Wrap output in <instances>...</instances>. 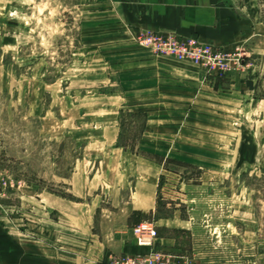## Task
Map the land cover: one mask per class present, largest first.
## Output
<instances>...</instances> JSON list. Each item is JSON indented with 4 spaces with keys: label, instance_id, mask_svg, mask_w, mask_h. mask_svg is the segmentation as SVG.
Segmentation results:
<instances>
[{
    "label": "rangeland",
    "instance_id": "374dc122",
    "mask_svg": "<svg viewBox=\"0 0 264 264\" xmlns=\"http://www.w3.org/2000/svg\"><path fill=\"white\" fill-rule=\"evenodd\" d=\"M122 1L0 0V264H30L45 244L76 248L60 235L118 230L91 208L61 219L49 191L111 195L147 167L160 178L145 222L176 240L184 264H264V0H235L256 27L221 77L140 45L153 32L134 34ZM128 113L147 114L143 133ZM120 118L138 150L122 166L111 154Z\"/></svg>",
    "mask_w": 264,
    "mask_h": 264
},
{
    "label": "crops",
    "instance_id": "0c3cea01",
    "mask_svg": "<svg viewBox=\"0 0 264 264\" xmlns=\"http://www.w3.org/2000/svg\"><path fill=\"white\" fill-rule=\"evenodd\" d=\"M120 4L124 8L128 26L134 34L153 32L169 33L178 38L194 37L203 43L227 51L236 46L241 47L254 37L256 24L251 20L252 17L244 12V8L237 6L235 0H134L133 3L123 0ZM188 74L192 76L194 73ZM127 153L116 147L115 143L111 154L122 166ZM147 171L152 173L145 171L142 175L139 173L140 170H136L132 187H127L128 175H123V185L111 195H108L102 186L93 190L85 187L82 194L91 197L86 200L70 201L48 194V200L54 204L52 210L57 212L61 219L66 216L65 209L76 208L78 216H85L86 210L91 208L93 216L100 213L102 217L108 218L109 215L116 217L119 229L108 234L72 235V238L69 235H60L62 240H74L76 248L70 249L68 245L63 244H60L59 248H53L52 244H45L43 249L32 253L30 264H106L110 255L149 253V248L136 246L132 229L126 225L131 212L141 211L154 215L158 209L159 171L155 167H147ZM98 173H100L98 169L92 172L87 181L93 182ZM74 180L75 173H72L68 180L70 191L77 196ZM155 226L159 231L169 229L188 231L182 226L170 228L167 224L158 222ZM85 239L87 242L83 241ZM154 247L157 251L165 253L181 251L176 240L167 236L157 237Z\"/></svg>",
    "mask_w": 264,
    "mask_h": 264
},
{
    "label": "built area",
    "instance_id": "2783aa9c",
    "mask_svg": "<svg viewBox=\"0 0 264 264\" xmlns=\"http://www.w3.org/2000/svg\"><path fill=\"white\" fill-rule=\"evenodd\" d=\"M140 45L155 53L172 56L179 60H188L206 69L207 73L215 76H225L230 70L231 63L241 65V54L237 49L223 50L201 42L199 39L178 38L175 35L150 33L138 37ZM135 244L140 248H149L147 254L110 255L106 264H184L180 256L157 251L155 242L157 231L148 222H142L132 228Z\"/></svg>",
    "mask_w": 264,
    "mask_h": 264
},
{
    "label": "trees",
    "instance_id": "16d2710c",
    "mask_svg": "<svg viewBox=\"0 0 264 264\" xmlns=\"http://www.w3.org/2000/svg\"><path fill=\"white\" fill-rule=\"evenodd\" d=\"M247 87L249 88V90H252V84L250 82L246 83ZM122 114H126L124 111H120L119 115L121 116ZM130 116L135 117V116H139V117H143L144 121H143V125L141 127V133L144 132L146 126H147V114H143V113H138V114H134V113H128ZM119 126H120V135L117 138V143H116V147L123 149L126 152H129L133 155H137V148H136V144L135 142H131L128 143L126 141L123 140V138L121 137L122 134V129L124 128V122L121 120H119ZM149 160V159H148ZM256 179V178H255ZM28 186L33 185L31 183V181L27 182ZM247 187H249V184L247 183ZM52 194H56L57 196L66 199V200H70L73 201V198L71 196L70 193H61V192H54V191H49ZM151 217L150 214H146L143 213L141 211H133L130 213V215L127 218V222L126 225L128 228H134L135 226L139 225L142 222H145L147 220H149Z\"/></svg>",
    "mask_w": 264,
    "mask_h": 264
}]
</instances>
